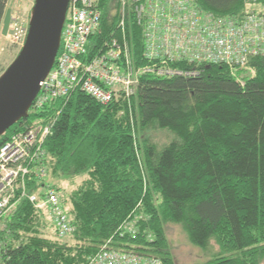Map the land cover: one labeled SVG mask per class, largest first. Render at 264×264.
Instances as JSON below:
<instances>
[{"label":"trees","instance_id":"trees-1","mask_svg":"<svg viewBox=\"0 0 264 264\" xmlns=\"http://www.w3.org/2000/svg\"><path fill=\"white\" fill-rule=\"evenodd\" d=\"M116 4L101 0L93 45L121 33ZM8 5L0 0V33ZM196 5L237 21L264 12V0H196ZM141 31L132 13L126 34L136 57L143 55ZM176 67L200 74L145 75L132 97L106 106L77 91L40 114L30 110L0 138L1 147L37 118L53 122L46 141L49 180L74 227L72 243L43 237L47 220L23 201L4 219L0 264H88L107 243L176 264L165 234L168 223L180 225L199 248L215 240L219 256L204 264H261L264 55L235 72L215 64ZM152 131H167L172 139L159 147L149 138ZM66 179L79 184L69 199L61 186ZM130 220H136L134 234L120 229Z\"/></svg>","mask_w":264,"mask_h":264},{"label":"built area","instance_id":"built-area-1","mask_svg":"<svg viewBox=\"0 0 264 264\" xmlns=\"http://www.w3.org/2000/svg\"><path fill=\"white\" fill-rule=\"evenodd\" d=\"M101 0H70L55 64L41 84L31 110L40 114L52 103L67 100L81 91L101 105L129 99L145 75L159 77L200 74L197 68L175 65H225L235 72L250 58L264 55V12L246 14L241 20L220 17L196 5V0H117V30L101 44L93 45L100 32ZM142 27L143 55L136 57L126 25L130 18ZM29 30L12 14L7 38L22 49ZM121 34V36H120ZM92 48V50H91ZM52 121L37 118L24 130L12 134L0 147V230L4 219L28 201L47 220L59 239L74 227L59 192L49 182L46 141ZM121 231L136 232V220ZM88 264H163L158 258L121 252L107 243Z\"/></svg>","mask_w":264,"mask_h":264},{"label":"water","instance_id":"water-1","mask_svg":"<svg viewBox=\"0 0 264 264\" xmlns=\"http://www.w3.org/2000/svg\"><path fill=\"white\" fill-rule=\"evenodd\" d=\"M70 0H35L26 42L17 58L0 76V138L22 119L37 98L53 68ZM12 19L8 8L1 35L7 37Z\"/></svg>","mask_w":264,"mask_h":264},{"label":"rangeland","instance_id":"rangeland-1","mask_svg":"<svg viewBox=\"0 0 264 264\" xmlns=\"http://www.w3.org/2000/svg\"><path fill=\"white\" fill-rule=\"evenodd\" d=\"M34 3L35 0H9L8 8L12 9V14H15L16 18L26 24L30 22ZM19 52L20 48L12 46L9 38L3 37L0 33V76L17 58ZM149 138L153 144L162 147L172 139V135L167 131H152L149 133ZM49 182L54 184L50 180ZM61 186L64 196L69 199L72 192L79 187V184L66 179L61 183ZM165 234L176 264H204L219 256L220 247L215 240H211L206 249L199 248L190 242L188 235L180 225L168 223L165 226ZM42 236L51 240L59 239L47 223L46 227L42 229ZM60 240L69 243L73 241L71 237ZM261 264H264V260Z\"/></svg>","mask_w":264,"mask_h":264}]
</instances>
